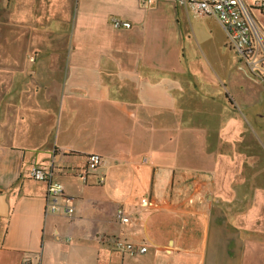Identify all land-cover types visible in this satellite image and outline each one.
<instances>
[{"label":"crops","instance_id":"0c3cea01","mask_svg":"<svg viewBox=\"0 0 264 264\" xmlns=\"http://www.w3.org/2000/svg\"><path fill=\"white\" fill-rule=\"evenodd\" d=\"M243 1L264 36V0ZM231 110L264 112V75L211 17L164 0H0V264H264V172L244 176L242 154L245 171L228 168ZM87 154L102 164L83 181ZM34 164L72 216L48 211Z\"/></svg>","mask_w":264,"mask_h":264},{"label":"built area","instance_id":"2783aa9c","mask_svg":"<svg viewBox=\"0 0 264 264\" xmlns=\"http://www.w3.org/2000/svg\"><path fill=\"white\" fill-rule=\"evenodd\" d=\"M150 5L153 0H141ZM173 1L183 8L192 9L199 16H207L215 19L226 35V46L242 57L243 63L249 73L256 77L264 75V36L256 29L249 7L243 0H164ZM110 25L116 29H129L130 22L113 17ZM73 155V154H68ZM145 164L148 158H143ZM102 164V159L97 155L87 154L82 156V164L74 168V175L85 181L89 171L97 169ZM32 180L47 183V195L45 205L52 214H64L72 216L73 207L71 199L65 195L64 186L52 179V173L44 166L34 164L28 172ZM105 176L98 179L99 184L104 185ZM115 220L119 224H127L130 216L122 207L115 212ZM113 249L130 257L142 255L145 247H136L131 243L117 240L113 243Z\"/></svg>","mask_w":264,"mask_h":264},{"label":"rangeland","instance_id":"374dc122","mask_svg":"<svg viewBox=\"0 0 264 264\" xmlns=\"http://www.w3.org/2000/svg\"><path fill=\"white\" fill-rule=\"evenodd\" d=\"M197 122L200 123L201 120H197ZM224 122L234 132L231 135L221 136L222 151L226 155L228 168L230 163H233L234 170L239 169L238 163L240 161L244 162V159L240 155L242 154L249 160L244 176H251L253 173H258L259 171L264 172V112L261 111L256 116H252L238 110H231L229 111L227 120H222V125H224ZM203 123H210V125H204V127L197 125L198 130L209 131V126L214 127L217 120L205 118ZM240 145L246 146L245 150H239ZM255 160L262 161L263 163H260L259 166ZM240 170L245 171L243 167ZM258 186L264 188V184L262 183L258 184Z\"/></svg>","mask_w":264,"mask_h":264}]
</instances>
